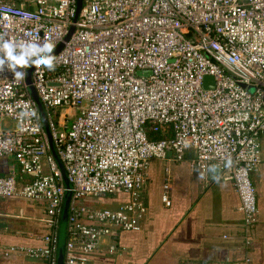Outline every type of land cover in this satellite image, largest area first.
Instances as JSON below:
<instances>
[{
    "label": "built area",
    "instance_id": "obj_1",
    "mask_svg": "<svg viewBox=\"0 0 264 264\" xmlns=\"http://www.w3.org/2000/svg\"><path fill=\"white\" fill-rule=\"evenodd\" d=\"M75 5L35 0L28 9L0 0V36L39 38L53 50L63 43L52 70L31 72L71 184L63 264H92L103 238L140 229L153 159L192 153L201 177L211 165L222 169L252 226L250 174L264 137V0H82L73 24ZM205 76L213 87H203ZM24 79L0 71V158L14 162L0 174V199L42 204L43 245L9 250L56 264L66 188ZM6 120L12 126L2 128ZM120 193L129 197L115 208L82 203Z\"/></svg>",
    "mask_w": 264,
    "mask_h": 264
},
{
    "label": "crops",
    "instance_id": "obj_2",
    "mask_svg": "<svg viewBox=\"0 0 264 264\" xmlns=\"http://www.w3.org/2000/svg\"><path fill=\"white\" fill-rule=\"evenodd\" d=\"M14 1L35 8V0ZM12 166V159L0 158L1 175L11 172ZM250 180L257 214L256 222L246 227L238 195L222 169L211 165L201 177L192 153L180 161L150 160L140 229L103 238L89 260L92 264H264V137L260 162ZM87 202L97 207L92 200ZM45 219L41 203L0 199V264H45L9 250L42 246L48 232ZM111 246L113 252L108 250Z\"/></svg>",
    "mask_w": 264,
    "mask_h": 264
},
{
    "label": "clouds",
    "instance_id": "obj_3",
    "mask_svg": "<svg viewBox=\"0 0 264 264\" xmlns=\"http://www.w3.org/2000/svg\"><path fill=\"white\" fill-rule=\"evenodd\" d=\"M53 45L39 38H4L0 36V71L5 68L12 73L13 79L22 80L32 65L54 68Z\"/></svg>",
    "mask_w": 264,
    "mask_h": 264
},
{
    "label": "water",
    "instance_id": "obj_4",
    "mask_svg": "<svg viewBox=\"0 0 264 264\" xmlns=\"http://www.w3.org/2000/svg\"><path fill=\"white\" fill-rule=\"evenodd\" d=\"M82 5V0H76V5H75V14L73 17V24L77 21L78 19V13L80 11ZM74 29V26H70L69 31L67 32L66 36L64 37V41H67L69 36L71 35L72 31ZM63 47V43H60L54 50H53V55L57 54L61 48ZM36 67V65H32L31 67H29L26 71V75H25V79H24V83H25V87L27 90L28 95L30 96V98L33 100L37 111L39 112L40 118H41V123L43 126V129L46 133L47 136V140H48V147L50 150V153L52 155V157L54 158V160L56 161L59 170L61 172L62 175V180L64 183V186L66 188V192L64 194V200H63V207H62V212H61V218H60V224H59V236H58V245H57V260H56V264H63V256H64V243H65V233H66V222H67V215H68V208H69V204H70V200H71V184L68 180V177L66 175V172L61 164V161L59 160L53 144H52V140H51V136H50V132L48 129V125H47V119H46V114L45 111L42 107V104L31 84V72L32 70ZM203 87L204 88H211L213 87V79L211 76H205L203 78ZM242 87H244V85H242ZM120 196L122 197L121 201L124 202L126 201V199L129 197V195L127 193H120ZM124 198V199H123ZM90 199V201H98V198H88Z\"/></svg>",
    "mask_w": 264,
    "mask_h": 264
},
{
    "label": "trees",
    "instance_id": "obj_5",
    "mask_svg": "<svg viewBox=\"0 0 264 264\" xmlns=\"http://www.w3.org/2000/svg\"><path fill=\"white\" fill-rule=\"evenodd\" d=\"M151 136L154 139H159L162 137L161 135H158V134H155V135L151 134ZM121 199H122V197L120 196V194H116L114 196H107V197L103 196V197H99L98 201H93L92 204L96 205L97 207L114 208L117 205H120L122 203L127 202V200H128V198H127L126 201L122 202ZM82 203L86 204V205H91L90 203L87 202V199L82 200Z\"/></svg>",
    "mask_w": 264,
    "mask_h": 264
},
{
    "label": "rangeland",
    "instance_id": "obj_6",
    "mask_svg": "<svg viewBox=\"0 0 264 264\" xmlns=\"http://www.w3.org/2000/svg\"><path fill=\"white\" fill-rule=\"evenodd\" d=\"M12 126V122L10 120H6V121H3L1 123V127L2 128H5V127H11Z\"/></svg>",
    "mask_w": 264,
    "mask_h": 264
}]
</instances>
